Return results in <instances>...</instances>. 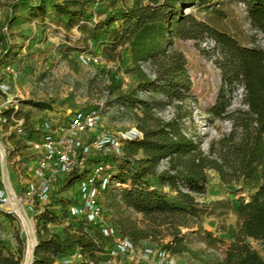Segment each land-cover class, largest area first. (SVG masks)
<instances>
[{
    "label": "rangeland",
    "instance_id": "rangeland-1",
    "mask_svg": "<svg viewBox=\"0 0 264 264\" xmlns=\"http://www.w3.org/2000/svg\"><path fill=\"white\" fill-rule=\"evenodd\" d=\"M16 1L18 0H0V83L9 93L6 96L0 94V103L8 101L7 97L12 98L9 100L10 104L0 109V143L6 150L1 165L0 187L3 198L8 195L4 176L6 167L18 196L23 197L22 203L33 219L39 244L38 235L44 233V225L52 233L66 238L68 235L80 233L84 220L72 214L71 207L79 201V196L75 185L62 187L63 175L55 181V188L48 198L31 201L27 195L26 186L38 181L34 175L36 155L29 142L39 136L37 127L40 123L53 114L61 122H65L79 111L98 112L97 127L85 135L90 149L85 157L83 175L93 169L98 157L115 152L116 144L112 142L104 149L97 148L96 140L99 136L118 140L121 149L117 156L120 157L127 153L126 140L140 131L134 118V113L139 112V108L125 104L121 108V104L114 101L115 95L110 97L108 94V88L113 81H117L124 91L139 84L140 77L127 43L108 33L101 32L96 38L91 35L94 22L104 19L115 7L131 5L133 0H45L43 8L32 9L20 3L11 11V5ZM56 4L66 5L71 10L83 8L94 14L93 20L78 16L70 24L67 17L58 12ZM215 9L221 10V13ZM185 11L194 13L198 19L233 35L241 45L255 47V36L252 32L255 27L248 18L243 2L213 0L208 7H190ZM123 22V19H117L110 28H121ZM171 40L168 48L183 51L187 58L192 89L187 99L169 103L159 109L161 115L158 111L157 114L165 119L179 120L183 132L207 151L212 142L216 143L234 126L231 118L219 117L210 112L219 98L222 71L216 62L217 58L203 48L199 39L173 37ZM5 47H8L7 51ZM8 66L14 68V71L9 70ZM144 68L148 69L147 66ZM225 88L230 103L234 87L227 85ZM141 96L144 99L155 97L157 101L164 98L162 95H153L149 90L143 91ZM31 101L48 102L52 107L43 109L31 104ZM13 102L14 105H11ZM16 105L19 109L15 119L21 122L12 117ZM3 116L7 118V122L2 121ZM16 126L24 127L27 134L19 133ZM137 156L141 157L142 153ZM121 162L118 161L119 164ZM208 174L206 192L197 195L206 209L201 214V224L204 230L211 231L224 242L209 244L206 234L200 231L196 223H192V227H183V231L186 233V242L192 249H210L224 255L228 244L240 235V199H249L250 193L243 187L241 180L223 181L215 170H209ZM157 184L168 190L167 185ZM119 187L115 183L109 192L117 195ZM175 194L171 193L172 196ZM99 200L110 223L116 225L118 218L128 216L144 225L140 213L126 206H118L112 197H107L104 189L100 191ZM7 208L6 202L0 201V255L1 258L13 254L18 257L21 238L25 246L23 264L27 251L26 233L16 208L12 206L10 212ZM98 240L103 241L99 237ZM247 241L264 258V240L248 237ZM159 244L151 239H142L138 243L143 248L152 247L157 250L161 249ZM103 246L105 250L97 255L99 262H95L96 264H134L126 257L109 261L113 244L108 241ZM65 256L60 255L55 264H62ZM173 256L178 264H198L187 253ZM0 264H3L2 261Z\"/></svg>",
    "mask_w": 264,
    "mask_h": 264
},
{
    "label": "trees",
    "instance_id": "trees-1",
    "mask_svg": "<svg viewBox=\"0 0 264 264\" xmlns=\"http://www.w3.org/2000/svg\"><path fill=\"white\" fill-rule=\"evenodd\" d=\"M44 1L18 0L11 5V11L20 3L32 9L43 8ZM239 1L246 6L252 26L264 34V0ZM212 3L213 0H133L131 5L115 7L104 19L94 22L92 37L111 34L115 39H123L131 52L140 77L139 84L124 91L117 81H113L108 94L110 97L115 95L114 101L118 104L139 108L134 118L142 132V136L126 140V154L120 157L107 154L98 157L97 162L111 164V180L104 189L107 197H112L118 206H126L142 215L144 225L128 216L116 220L120 232L135 243L142 239L155 240L163 250L172 255L187 253L198 264H264L263 256L247 241L248 237L264 240V49L243 46L233 35L185 11L190 7H208ZM56 7L70 24L78 16L93 20L94 14L83 8L71 10L62 4H56ZM117 19L124 20L122 27L110 28ZM207 36L215 38L218 43L220 57L216 62L222 71L219 98L210 112L231 118L234 126L204 151L199 142L183 132L179 120H165L157 111L176 100L184 101L192 89L187 58L183 51L168 48L171 39L201 41ZM148 60L154 73L152 77L140 64ZM238 84L245 87L244 102L248 109L229 112L225 87ZM145 90L164 98L162 101L155 97L144 99L141 94ZM31 104L43 109L52 107L44 101H31ZM139 153H142L141 157L137 156ZM165 158H168V168L159 171ZM119 160L122 161L120 164ZM209 170L217 171L223 181L241 180L250 193L249 199H240V235L228 244L224 255L210 249H192L183 231V227H192V223H196L206 234L209 244L224 242L211 231L204 230L201 224V214L206 209L197 195L206 192ZM82 175L83 171L75 170L63 180L62 187L74 186ZM115 183L121 184L117 195L109 192ZM157 183L167 185L168 190ZM172 192L176 193L175 196L171 195ZM42 229L44 233L38 235L34 264H55L60 255H69L77 249L82 250L85 259L97 263V255L105 250L104 243L111 242L99 227L85 220L80 233L66 238L52 233L46 225ZM18 249V257L13 254L1 258L0 255V261L22 264L25 246L21 238ZM89 261L76 264H90Z\"/></svg>",
    "mask_w": 264,
    "mask_h": 264
},
{
    "label": "built area",
    "instance_id": "built-area-1",
    "mask_svg": "<svg viewBox=\"0 0 264 264\" xmlns=\"http://www.w3.org/2000/svg\"><path fill=\"white\" fill-rule=\"evenodd\" d=\"M252 32L253 36H255V47L264 49L263 32L257 28H254ZM200 43L204 49L212 52L215 58L220 57L218 43L215 38L207 36L202 39ZM140 64L143 70H145L151 77L154 75L151 70V62L149 60L141 61ZM144 66H147L148 69H145ZM8 69L12 72L14 71V68L11 66H8ZM0 94H5V96L9 95L5 86L1 83ZM244 95V85L238 84L234 87L228 111L248 109V105L244 102ZM7 98L8 101L4 104L0 103V109H2L5 105L7 106L10 104L9 100L12 98ZM11 105H14V102L11 103ZM120 107L123 108L122 105ZM18 109V105H16L12 113V117L15 121L21 122L15 119V114ZM3 117L2 121L7 122V118L5 116ZM56 117L57 116L53 114V116L48 117L41 122L37 127V129H39V136L35 140L29 142L36 155L34 175L38 180L37 183H29L26 186V192L31 201H34V199L41 200L42 198H48L55 188L54 183L58 177L63 175V179H65L75 170H84L85 157L88 155L90 149V145L85 140V135L89 130L97 127L99 118L96 110L76 112L68 121L65 122H61ZM161 117L164 118L163 116ZM170 119L167 118L165 120ZM17 130L21 134H27L26 130L22 126L17 127ZM137 136H142V132L137 131L128 139H132ZM96 141L98 143L97 148L100 149H104L111 142L115 143L114 154L117 155L120 153L118 152L121 149L119 147L120 142L118 140H115L114 138H107L105 136H99ZM5 156L6 150L3 145H0V176L2 175L1 165ZM168 165V158H165L161 161L159 168L161 170H165L168 168ZM110 168L111 164L109 162H96L95 166L88 174L82 175V177L75 184L79 201L72 205V214L81 217L91 225L99 227L102 234L111 240L113 246L109 252V261H111L110 259L117 260L119 257H126L131 259V262H134V264H178L175 261L174 256L168 251L163 250L162 248L157 250L152 247H141L129 237L123 235L117 225H114L107 220L106 210L99 200V194L101 190L106 188V185L109 182V177H111ZM118 185L121 186L120 183H118ZM5 187L8 195L2 198V188L0 187V201L6 202L8 207L7 211L10 212L13 205L8 204L10 194L7 186ZM181 189L184 191L186 190L183 186H181ZM19 197L22 201L23 197ZM83 260H86L87 262L89 261L88 259H85V255L82 250L77 249L73 253L66 255L61 263L73 264L76 261L80 262ZM89 263L96 264L93 261H89Z\"/></svg>",
    "mask_w": 264,
    "mask_h": 264
},
{
    "label": "bare ground",
    "instance_id": "bare-ground-1",
    "mask_svg": "<svg viewBox=\"0 0 264 264\" xmlns=\"http://www.w3.org/2000/svg\"><path fill=\"white\" fill-rule=\"evenodd\" d=\"M0 145L2 144L0 143ZM9 175L11 174L8 173L5 167L4 176H5L6 186L10 194V199H9L8 204L13 205L16 208L19 214V217L21 218L24 231L27 237V251H26V257L24 258L25 260L23 264H32L33 251L37 243L35 224L33 222L32 217L28 213V209L26 208L24 203H22L20 197L17 195V191L15 187L13 186Z\"/></svg>",
    "mask_w": 264,
    "mask_h": 264
},
{
    "label": "water",
    "instance_id": "water-1",
    "mask_svg": "<svg viewBox=\"0 0 264 264\" xmlns=\"http://www.w3.org/2000/svg\"><path fill=\"white\" fill-rule=\"evenodd\" d=\"M37 246H38V241H37V243L35 245V248H34V251H33V262H34V256H35V249H36ZM33 262H32V264H33Z\"/></svg>",
    "mask_w": 264,
    "mask_h": 264
}]
</instances>
